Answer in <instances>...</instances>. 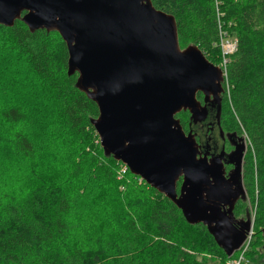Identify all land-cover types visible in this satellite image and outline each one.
I'll list each match as a JSON object with an SVG mask.
<instances>
[{"label": "trees", "instance_id": "16d2710c", "mask_svg": "<svg viewBox=\"0 0 264 264\" xmlns=\"http://www.w3.org/2000/svg\"><path fill=\"white\" fill-rule=\"evenodd\" d=\"M150 3L172 17L179 49L194 46L212 65L222 58L221 32L236 39L226 67L228 92L223 89L217 105L223 130L245 136L251 145L244 178L251 196L259 194L256 218L261 224L241 262L250 264L249 253L258 247L255 238L264 224V0ZM67 61L57 31H30L21 17L10 27L0 25V138L6 140V150L16 163L32 161L38 151H60L64 138L72 153L64 158L73 166L70 180L52 190L0 192V264H206L208 256H219L226 264L237 260V253L227 257L204 225L188 223L168 198L100 148L92 125L98 108L77 88L78 74L68 73ZM196 95L202 104L201 93ZM181 112L174 118L187 135L190 114ZM48 136L60 140L51 151L40 142ZM91 171L111 186L103 204L102 197L80 193ZM180 184L181 179L177 193ZM105 204L110 209L102 215L98 211ZM87 215L102 218L105 234L84 223ZM258 252L264 254V247Z\"/></svg>", "mask_w": 264, "mask_h": 264}, {"label": "water", "instance_id": "95a60500", "mask_svg": "<svg viewBox=\"0 0 264 264\" xmlns=\"http://www.w3.org/2000/svg\"><path fill=\"white\" fill-rule=\"evenodd\" d=\"M20 17L30 31L60 35L68 73L78 74L77 88L98 108L92 125L105 153L168 198L188 223L204 225L230 257L250 230L232 217L239 188L231 189L219 165L197 158L195 142L174 118L188 111L192 121L203 120L207 99L201 105L196 94L217 103L222 71L194 46L181 51L172 17L150 0H0V25ZM260 232L264 239V227Z\"/></svg>", "mask_w": 264, "mask_h": 264}, {"label": "rangeland", "instance_id": "374dc122", "mask_svg": "<svg viewBox=\"0 0 264 264\" xmlns=\"http://www.w3.org/2000/svg\"><path fill=\"white\" fill-rule=\"evenodd\" d=\"M221 17H223V16H221ZM225 35L227 36V38L224 37V34H222V32H221V35H220V43L221 44H219V47H220V51L222 53V58H221L220 62H217V64L213 65L219 69L221 67H223L224 62H226L227 65L229 64L228 57H229V55L234 53V51L236 49L235 37L232 34L230 35V34L226 33ZM226 40L228 42H226ZM228 44L230 45V48L227 47ZM226 72H227V70H226ZM221 86L225 90L224 92L227 93L228 88H227L226 78L223 79ZM202 97H203L202 99H207V101L209 103L213 102L211 96L205 97L204 95H202ZM218 98H219V96H218ZM213 103H215V102H213ZM206 110H207V106H206ZM184 113L181 112V115L184 116L185 115ZM181 115H180V117L183 118V116H181ZM206 116L207 115H205V118H206ZM205 118L203 120L196 119L195 122L193 121L194 123L199 125L198 131L200 134H202L203 132L205 134L207 129H209L207 121H206V123L203 122L205 120ZM209 134H210V131H209ZM189 135L191 136V138L195 142L192 134H189ZM0 136H1V133H0ZM97 137H98V135H97ZM2 139L3 138H0V192L1 191L2 192L7 191L9 193H20V192H23L24 190H27V192H35L37 194V193L41 192L40 188H42V187H44V189H46V190H52L53 188H55V187H57L63 183H66L67 181L70 180L71 170L73 169V166L69 161L66 160V158H70L71 154H72V153H70V151L67 150L68 145L66 147L64 145L65 141H67V139L65 140L64 138H62L60 151H52V152H48V154H46L45 152H39L38 151V154L35 156V158L32 161L24 162L25 159L24 160L21 159L17 163H16V160H13V158L10 156V154L6 150V148H7V146L5 144L6 140H4V139L2 140ZM41 141L44 142L43 143L44 145L49 147L50 151H51V147L53 146L54 143L60 142L59 139H56V138L50 137V136L42 137L40 142ZM244 141H246L245 137H243V139L240 140L239 143H241L242 145L245 146ZM94 143L97 144L96 141ZM250 146L251 145L247 144V142H246V150L244 153V155H245L244 159L245 160L248 158L249 152L251 151ZM195 147L198 150L197 143H195ZM65 156H66V158H64ZM203 158H205V157H202L201 159H203ZM71 159L73 162H76L73 158H71ZM243 171H244V168H243ZM88 173H92L93 176L90 174H87V177L82 184L83 189H82V191H80V193H82L83 191H85V193H86V191L90 192L93 195H95V197H97V196L102 197L101 202H102V204L105 203L104 197H107V195L111 192V186H108L105 183V181L102 179V177L99 176L98 173H94L92 171L88 172ZM38 182H40L39 186H38ZM239 183L240 182L238 180L237 185ZM103 184H104V186H103ZM34 186L35 187L38 186V188H35ZM103 187H104V189H102ZM253 194H254V196L252 197L251 193L248 192V188L246 187V197H245V195H243V197L237 199V201H238L237 206H238L241 214L236 215L237 221L243 219V220H245L244 222L250 223L249 228L250 229L252 228L251 238H253V236H255L257 234L256 230H257L258 226L261 224V220L256 218L257 217V200H258L259 194L257 193V191H255ZM234 205H235V201L233 202L232 207ZM109 209H110V207L107 204H105V205H103V207L99 208L98 212H100L102 215H106L107 210H109ZM96 214H97V212H96ZM254 221H255V224L253 227ZM84 223L87 224L90 229L96 230L98 232H102L103 234H105V231H107V229H106L107 227L104 225V221L102 220L101 217H99L97 215L84 216ZM255 225H256V227H255ZM263 227H264V224L262 225L261 228H263ZM261 228L259 230L260 234L255 238L257 241L258 247L261 246V248L257 247V248H255V251L253 253H251V254L249 253V256H248L249 259L248 260H249L250 264L257 263V262L260 264H264V254L258 252V251L261 252L263 247H264V239H263V236L261 237V232H260ZM216 257H219V256H216ZM216 257L208 256L206 264H226V262L224 263L223 261H219L220 259L216 258ZM198 261H201V259H198ZM232 262H234V261H231L229 264H231ZM247 264H249V263H247Z\"/></svg>", "mask_w": 264, "mask_h": 264}, {"label": "flooded vegetation", "instance_id": "af4514ba", "mask_svg": "<svg viewBox=\"0 0 264 264\" xmlns=\"http://www.w3.org/2000/svg\"><path fill=\"white\" fill-rule=\"evenodd\" d=\"M202 93H201V100H202ZM221 95H218V101H221ZM199 96L196 95V100ZM199 101V100H198ZM204 101V99H203ZM201 101V103L203 102ZM200 102V101H199ZM218 103V102H217ZM217 103H209L207 101L206 106V118L203 122L208 123V128L206 133L204 132L202 134L199 133L198 127L199 125L194 123L192 120L189 122V134H192L195 143H197V158L205 157L208 164L215 163L216 165H219L221 168L222 177L224 180H226L228 183L233 180V184L231 186L232 190H235L236 188H239L238 191L239 194L236 196L235 199V205L232 208V217L236 224L245 225V227L248 228V225L250 223L244 222L245 220L241 219L237 221L236 215H240L241 212L237 214L238 206H237V199L243 197L245 195L246 197V187L247 182L245 180V164L246 160L244 159V153L246 150V142L247 144H250L249 141L246 139L245 136L239 135L235 132L226 131L223 130L220 124V111ZM204 105V102L201 104ZM187 112V111H185ZM198 131V132H197ZM210 131V134H209ZM199 135V136H198ZM209 135V136H208ZM197 136V137H196ZM245 137L246 141L245 146L242 145L240 140ZM203 138V139H202ZM208 157V158H207ZM244 168V171H243ZM240 177V178H239ZM239 180V186L237 185ZM243 220V221H242ZM239 228V227H238ZM246 228V229H247ZM250 229V228H249ZM262 229V228H261ZM252 230V228H251ZM239 232H245V228L239 230ZM262 237V235H261Z\"/></svg>", "mask_w": 264, "mask_h": 264}, {"label": "built area", "instance_id": "2783aa9c", "mask_svg": "<svg viewBox=\"0 0 264 264\" xmlns=\"http://www.w3.org/2000/svg\"><path fill=\"white\" fill-rule=\"evenodd\" d=\"M226 42H228V41L226 40ZM227 47L230 48V45L228 44ZM226 67H227V63L224 62V63H223V67L220 68L221 71H222V79H224V78L227 77V75H226V73H227V72H226ZM222 82H223V80H222ZM251 236H252V230L250 229L249 232H248L247 235H246L245 240L243 241V243H242L241 246L239 247V250H240V256H239V258H238V260L236 261L235 264H237L238 262H242V261H243V254L245 253V251H246V249H247V247H248V245H249V243H250Z\"/></svg>", "mask_w": 264, "mask_h": 264}, {"label": "bare ground", "instance_id": "6f19581e", "mask_svg": "<svg viewBox=\"0 0 264 264\" xmlns=\"http://www.w3.org/2000/svg\"><path fill=\"white\" fill-rule=\"evenodd\" d=\"M251 239H252V238H251ZM250 241H251V240H250ZM248 247H249V245H248ZM248 247H247V249H248ZM247 249H246V251H247ZM246 251H245V253H246ZM234 253H237V254H238V258H239V256H240V250H239V248H238L236 251H234L233 254H234ZM245 253H244V254H245ZM233 254H232L230 257H228V258H231V257L233 256ZM244 254H243V257H244ZM238 258H237V260H238ZM237 260H235V261L232 262L231 264H235ZM237 264H241V262H238Z\"/></svg>", "mask_w": 264, "mask_h": 264}, {"label": "clouds", "instance_id": "9594fccd", "mask_svg": "<svg viewBox=\"0 0 264 264\" xmlns=\"http://www.w3.org/2000/svg\"><path fill=\"white\" fill-rule=\"evenodd\" d=\"M245 240V239H244ZM243 243V242H242Z\"/></svg>", "mask_w": 264, "mask_h": 264}]
</instances>
